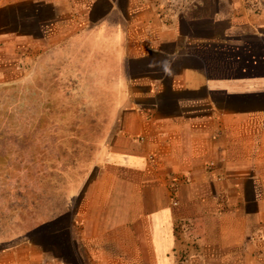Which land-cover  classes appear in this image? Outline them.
I'll list each match as a JSON object with an SVG mask.
<instances>
[{"label": "crops", "instance_id": "crops-1", "mask_svg": "<svg viewBox=\"0 0 264 264\" xmlns=\"http://www.w3.org/2000/svg\"><path fill=\"white\" fill-rule=\"evenodd\" d=\"M261 2L0 0V85L57 60L107 104L76 184L0 206V264H264Z\"/></svg>", "mask_w": 264, "mask_h": 264}, {"label": "rangeland", "instance_id": "rangeland-1", "mask_svg": "<svg viewBox=\"0 0 264 264\" xmlns=\"http://www.w3.org/2000/svg\"><path fill=\"white\" fill-rule=\"evenodd\" d=\"M55 62L54 68H49L47 63L41 70L38 83L34 84L31 76L23 83L0 85V129L9 131L8 136L0 139L3 142L0 145L3 157L0 159V206L10 211L5 218L30 217L35 204H39L40 209L48 206L49 201H44L46 197L53 198L51 190L64 189L69 181L70 185L76 184L67 180L71 172L66 170H83L82 159L94 151L97 126L105 125L103 117L90 114L98 112L106 102L78 101L82 91L89 96L94 88L76 79L63 82L61 67L65 62ZM74 108L79 109L75 115L62 114ZM60 115L66 132L53 145L49 126L52 122L55 124ZM34 128H38L36 132ZM54 200L55 204L59 203L57 198ZM3 209L0 208V212Z\"/></svg>", "mask_w": 264, "mask_h": 264}, {"label": "trees", "instance_id": "trees-1", "mask_svg": "<svg viewBox=\"0 0 264 264\" xmlns=\"http://www.w3.org/2000/svg\"><path fill=\"white\" fill-rule=\"evenodd\" d=\"M61 75L59 74V77H60ZM39 78V77H38ZM35 79L34 80V84H35V82L36 83H38L37 81L38 80H40V79ZM52 78V77H51ZM64 79H66L64 76H62L61 77V79L60 80H62L63 82H64ZM86 93H85V91L83 92L82 91V94H81V97H79L78 96V101L80 100V101H82V102H84V100H87V94L85 95ZM0 97H2V95H0ZM1 99V98H0ZM78 108H74V109H71V110H68V111H62L63 113V115H65V116H67V115H69L70 113L72 114V115H75L77 112H78ZM62 118H63V116L62 115H60L59 116V118H58V121L55 123V124H53V122H52V124H51V126H49V131L50 132H52L51 134H53L52 135V137H51V141H50V144H55V143H57V139H58V137L62 134V133H65L66 132V130H65V126L64 125H62L64 122H63V120H62ZM5 128L7 129V127L5 126ZM38 128H39V126H38ZM37 128V129H38ZM74 128V127H73ZM84 128H85V126H84ZM4 129V128H3ZM3 129H0V139H1V137H3V136H8V134L7 133H9V131H4ZM36 128H34V131L36 132V130H37ZM72 130V129H71ZM88 132H89V130H88ZM86 138L85 137H83V140H85ZM90 141V140H89ZM90 142H92V141H90ZM0 145H3V142H2V140H0ZM52 145V146H53ZM52 149H54L53 147H52ZM92 149L93 150H95V148H94V144H93V147H92ZM51 152V151H50ZM49 151H48V153H50ZM50 155H51V153H50ZM1 157H0V159H3V157H2V155H0ZM57 159V158H56ZM4 203V202H3Z\"/></svg>", "mask_w": 264, "mask_h": 264}, {"label": "built area", "instance_id": "built-area-1", "mask_svg": "<svg viewBox=\"0 0 264 264\" xmlns=\"http://www.w3.org/2000/svg\"><path fill=\"white\" fill-rule=\"evenodd\" d=\"M241 4L248 12L253 14L259 13L263 9L261 0H241Z\"/></svg>", "mask_w": 264, "mask_h": 264}]
</instances>
